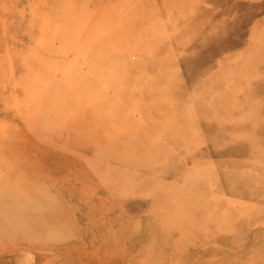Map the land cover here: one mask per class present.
Returning a JSON list of instances; mask_svg holds the SVG:
<instances>
[{"label":"rangeland","instance_id":"obj_1","mask_svg":"<svg viewBox=\"0 0 264 264\" xmlns=\"http://www.w3.org/2000/svg\"><path fill=\"white\" fill-rule=\"evenodd\" d=\"M1 223L0 264H264V0H0Z\"/></svg>","mask_w":264,"mask_h":264},{"label":"bare ground","instance_id":"obj_2","mask_svg":"<svg viewBox=\"0 0 264 264\" xmlns=\"http://www.w3.org/2000/svg\"><path fill=\"white\" fill-rule=\"evenodd\" d=\"M8 198V197H7ZM19 204H16V206L13 204L12 206H10V207H7V208H4V209H8V210H10L11 208H15V207H17ZM22 207V206H21ZM2 208H3V206H2ZM3 224L1 223L0 224V226H2Z\"/></svg>","mask_w":264,"mask_h":264}]
</instances>
